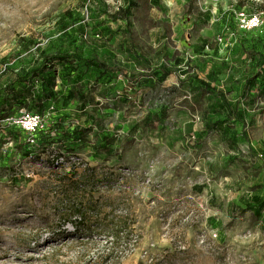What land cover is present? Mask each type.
<instances>
[{"label": "rangeland", "instance_id": "rangeland-1", "mask_svg": "<svg viewBox=\"0 0 264 264\" xmlns=\"http://www.w3.org/2000/svg\"><path fill=\"white\" fill-rule=\"evenodd\" d=\"M241 10L264 0H0V264H264V24ZM42 99L32 145L6 119Z\"/></svg>", "mask_w": 264, "mask_h": 264}, {"label": "built area", "instance_id": "built-area-1", "mask_svg": "<svg viewBox=\"0 0 264 264\" xmlns=\"http://www.w3.org/2000/svg\"><path fill=\"white\" fill-rule=\"evenodd\" d=\"M236 18L242 32L248 33L253 32L261 28L264 24V12H254L249 13L247 11H238L236 13ZM49 117L34 113H24L15 118H8L6 122L12 126H17L24 133L29 136V142L32 145L37 144V135L41 133H47L49 131ZM52 167L56 169H61L63 167H80L85 170L89 168V164L84 162L77 154H61L58 153L52 157ZM131 170L121 171L122 179L125 180L126 177L131 176ZM147 184L151 183L148 179L145 181ZM79 220H82L81 216H78Z\"/></svg>", "mask_w": 264, "mask_h": 264}, {"label": "trees", "instance_id": "trees-1", "mask_svg": "<svg viewBox=\"0 0 264 264\" xmlns=\"http://www.w3.org/2000/svg\"><path fill=\"white\" fill-rule=\"evenodd\" d=\"M260 29V28H259ZM258 29V30H259ZM258 30H255V31H253V32H248V33H245V32H242V34L243 35H247V36H250L251 34H253L254 32H256V31H258ZM104 66H106L105 64H104ZM48 98H49V96H48ZM47 109V104L45 103V101L42 99L41 100V103L39 104V106H38V109H37V112H31V113H34V114H40V115H43L44 113H45V110ZM6 116H4V118H5ZM51 134H52V129H50L49 128V131L47 132V133H41V134H38V135H41V137L44 139V142H47V143H49L50 142V137H51ZM37 135V136H38ZM59 140H60V138H59ZM58 140V138H57V140L56 141H59ZM37 141L38 142H40V140H39V138H37ZM62 141V140H61ZM43 146L46 148V147H48V146H45V144H43ZM59 153H63V152H61V151H59ZM72 153V152H71ZM70 154V153H69ZM72 154H76V153H72ZM80 216L82 217V219L84 220V217H83V215H82V213L80 214Z\"/></svg>", "mask_w": 264, "mask_h": 264}]
</instances>
